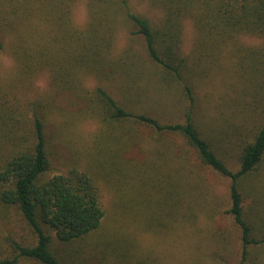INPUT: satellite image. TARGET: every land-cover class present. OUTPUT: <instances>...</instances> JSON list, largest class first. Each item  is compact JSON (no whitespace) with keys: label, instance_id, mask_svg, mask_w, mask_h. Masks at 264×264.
I'll list each match as a JSON object with an SVG mask.
<instances>
[{"label":"trees","instance_id":"trees-1","mask_svg":"<svg viewBox=\"0 0 264 264\" xmlns=\"http://www.w3.org/2000/svg\"><path fill=\"white\" fill-rule=\"evenodd\" d=\"M77 2L0 0V49L12 55L21 80L48 74L54 95L75 96L85 104L81 116L99 128L96 140L75 152L72 168L51 174L47 106L33 102L31 140L19 149L16 143L8 157L1 173L7 186L0 195L4 205L18 208L33 236L8 238L11 250L7 254L0 247V264H88L96 255L105 263L111 256V264H132L119 244L100 238L101 177L113 172L115 180L142 195L154 188L158 209L173 221L190 222L203 207L199 190L209 188L206 169L231 178L225 213L241 228L240 264H248L252 249L264 245V235L258 236L246 217L243 194L245 179L264 160V0H152L163 12L156 23L135 12L129 0H87L83 24L75 20ZM187 20L195 35L190 53L183 49ZM121 28L130 34L123 48ZM244 36L261 43L241 44ZM224 56L234 59L235 71L249 77L251 86L243 87L233 118H223L219 109L211 126L196 108L194 88ZM153 71L184 90L189 105L179 119H161L135 103L133 91ZM11 120L7 116L4 137L16 141L19 126H9ZM231 143L240 149L236 171L223 156ZM133 148L144 152L146 161L131 164L133 158L124 153Z\"/></svg>","mask_w":264,"mask_h":264},{"label":"rangeland","instance_id":"rangeland-1","mask_svg":"<svg viewBox=\"0 0 264 264\" xmlns=\"http://www.w3.org/2000/svg\"><path fill=\"white\" fill-rule=\"evenodd\" d=\"M86 1L78 0L75 7V20L79 24H83L87 18ZM129 2L135 12L143 14L152 23L162 18L163 12L153 5L152 0ZM194 36L192 21L187 20L184 26V52H191ZM129 37V31L121 28L118 46L125 47ZM243 42L259 45L261 40H251L244 36L240 39V43ZM136 48L139 46L136 45ZM234 65L233 58L224 56L211 77L198 80L194 88L196 108L204 121L211 126H215L214 116L218 114L219 109L223 118H233L239 107L237 98L244 94L243 87L251 84L249 77L244 78L237 74ZM21 79L12 55L0 49V139L4 140L0 141V195L7 186V182L1 180V173L6 167L8 157L17 149L16 143L19 149L31 140L30 118L33 102L40 101L42 108L47 106L46 132L52 152L51 174L67 172L72 168L77 163L75 152L84 150L93 138L96 140L99 131L98 123L94 119L81 116L85 107L83 102L68 93L54 95L48 74H40L30 83ZM94 83L92 80L91 85ZM138 86L133 91L135 103L149 109L161 119L177 120L187 110L189 100L182 87L160 81L155 71L145 74ZM249 96L250 92L247 91L248 99ZM7 116L12 118L9 126H19V137L16 141H8L4 137L5 130L8 129L5 124ZM252 127L249 126V131ZM147 132H144L145 136ZM231 144L224 148L223 156L231 169L236 171L240 166V149L237 144ZM124 155L127 160L133 158L129 160L133 165L146 161L144 152L136 148L130 149ZM161 160L165 168L168 164L164 158ZM151 174L154 175L153 172ZM205 174V185L209 188L206 192L199 190L198 196L203 207L197 209L198 215L190 222L173 221V216L158 209L155 203L157 191L154 188L145 190V195H142L137 192L136 187L133 189L127 186V183L115 180L118 177L113 178V172L102 176L101 203L105 217L99 230L102 232L100 238L110 240L111 244H119L124 249L127 260L129 258L133 261L132 264H240L242 231L232 215L225 213L231 205V178L210 169H206ZM243 194L246 217L253 225L255 233L262 237L264 160L258 169L245 179ZM32 236L33 232L18 208L6 206L0 201V247L4 245L3 249L8 254V249L11 250L8 238L27 241ZM96 256L88 259V264H111V256L106 263L100 255ZM248 264H264V245L252 249Z\"/></svg>","mask_w":264,"mask_h":264}]
</instances>
